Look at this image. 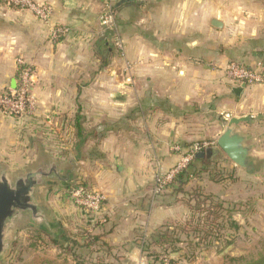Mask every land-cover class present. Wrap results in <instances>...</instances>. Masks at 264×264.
I'll use <instances>...</instances> for the list:
<instances>
[{
    "label": "crops",
    "instance_id": "crops-1",
    "mask_svg": "<svg viewBox=\"0 0 264 264\" xmlns=\"http://www.w3.org/2000/svg\"><path fill=\"white\" fill-rule=\"evenodd\" d=\"M33 1L51 8L48 22L0 0V91L15 87L20 59L33 69L34 103L28 117L0 112V161L22 168L36 161L28 156L35 145L39 157L54 151L38 164H54L45 180L59 181L57 189H36L45 232L58 225L56 235L102 234L105 245L90 246L74 263L139 264L141 239L165 223L185 224L188 207L170 189L153 197L154 178L179 162L174 146L216 147L232 118L248 119L234 132L246 137L249 167L219 153L206 159L228 178L216 183L201 173L186 190L240 204L231 215L237 225L241 214L257 212L245 206L264 198L257 193L264 184V85L234 86L224 70L231 62L264 65V0H116L122 52L99 24L101 0ZM54 26L69 29L57 44L49 41ZM70 186L103 194L104 224L72 202Z\"/></svg>",
    "mask_w": 264,
    "mask_h": 264
},
{
    "label": "trees",
    "instance_id": "trees-1",
    "mask_svg": "<svg viewBox=\"0 0 264 264\" xmlns=\"http://www.w3.org/2000/svg\"><path fill=\"white\" fill-rule=\"evenodd\" d=\"M104 63L105 62H103V65ZM75 129L79 133L76 124ZM198 154L194 156L186 169L175 177L168 188L175 202L180 201L188 207L190 218L185 224L165 223L150 236L141 239L139 246H141V251L146 256L158 259L160 256H171L185 250L184 255L180 257H183V259L188 262H192L197 257L195 251L198 247L205 246V248H210L216 243H222V239L225 237L223 232L229 230L238 231L239 226L231 219V215L240 211V204L226 203L213 196L203 195L198 189H193L192 191L186 190V186L191 179L197 178L201 173H208L210 179L216 183H223L228 178H225L223 172L217 169L216 164H212L206 158H197L196 156ZM77 187L70 186L68 189L72 188V190H75ZM97 226L100 225H96V227ZM43 236L41 232L38 233V239L43 240ZM101 237L102 234L82 232L79 236H72L73 240H71V236L65 233L60 235L54 234L53 238L50 239V245L59 247L60 242H63L67 243V247L71 244L74 252L78 250L86 252L90 246L98 243L101 244ZM78 239L82 240V242H79ZM226 244L231 245L232 241H228ZM101 245L103 246V244ZM181 245H185L186 249L180 248L179 246ZM103 247H105V245ZM104 249L107 252L110 250L107 247ZM72 256H76V253H73ZM177 259H172L171 264H177ZM229 261L233 264H264V243L255 256L250 258L242 256L230 258ZM26 264L70 263L67 259L34 256ZM75 264H84V262L77 260Z\"/></svg>",
    "mask_w": 264,
    "mask_h": 264
},
{
    "label": "built area",
    "instance_id": "built-area-1",
    "mask_svg": "<svg viewBox=\"0 0 264 264\" xmlns=\"http://www.w3.org/2000/svg\"><path fill=\"white\" fill-rule=\"evenodd\" d=\"M7 6L30 11L41 22L49 21L51 8L44 4H38L33 0H4ZM116 0H101V13L99 24L103 30L110 35V38L117 51H123L122 41L118 34L116 23ZM69 33L67 27H51L49 29V41L57 44L62 37ZM19 68L16 85L14 88H7L0 91V112L12 118L31 116L34 112V103L31 98V89L33 85V69L30 65L17 61ZM225 77L234 86H253L264 85V65L257 64L253 66H244L231 62L226 65L224 70ZM215 147L213 142H198L187 148L174 146L173 151L178 152L180 160L169 171L159 173L155 176L151 195L156 197L167 190L175 177L181 173L193 160L198 153L206 149ZM72 202L79 208L91 214L96 224H104L105 218L101 215L104 203V196L99 192H91L82 187L72 190ZM142 252V251H141ZM139 264H171L175 259L171 256L155 257L146 256L142 253ZM176 264V263H175Z\"/></svg>",
    "mask_w": 264,
    "mask_h": 264
},
{
    "label": "rangeland",
    "instance_id": "rangeland-1",
    "mask_svg": "<svg viewBox=\"0 0 264 264\" xmlns=\"http://www.w3.org/2000/svg\"><path fill=\"white\" fill-rule=\"evenodd\" d=\"M40 152L39 145H35L34 149L29 152L28 156L33 157V155H35L36 161L34 164H29L22 168H14L0 161V173L7 172L9 178L14 180V178L17 176H23L27 171L35 170L42 166L38 165L40 162L47 159L52 160L51 154L48 152L54 151H45V156L43 157L37 156L40 154ZM257 184H259V182ZM58 185L59 181L56 180V178H51L45 180L41 186H45L48 189L50 188L54 190L58 188ZM260 191L264 192V184H262L261 190H258L257 193ZM64 193L68 194L67 189H65ZM260 202L257 203L256 201L245 206L247 211L253 212L254 208H256L257 212L249 217H245L243 214H241V225H238V231L229 230L223 232L225 237L222 239V243H219L218 245L214 244L210 248H205V246L198 247L195 251L197 257L194 264H233L229 261L230 258H238L241 256L250 258L255 256L261 248V245L264 243V198L263 201ZM53 221L55 220L53 219ZM57 226L58 225H55V229L52 231V233L48 234L45 232V228L48 227V225H45L44 222L36 223L31 220L29 214H25L24 217L15 223L11 229L8 239V249L0 258V264H26L34 256H47L55 259H67L70 264H75V258H72L73 256L71 255L73 253L71 244L67 248L63 247V242H60L59 247H52L50 245V239H52L53 235H56V232H58L56 230ZM74 227L76 226L73 225L71 229ZM40 232L44 235L43 240L38 239V233ZM80 233L82 232H79V230L73 232L70 235L71 240H73V234L77 235ZM228 241H232V244L227 245L226 243ZM229 246H232V248L225 255H223V251H225ZM179 247L186 249L185 245H181ZM104 251L107 252L106 250ZM182 252L185 253V250ZM75 253H77L75 256L77 259L81 258L83 260V257L87 254L85 251L83 253L82 251H76ZM85 263L89 264V261L85 260ZM111 264L114 263L112 262Z\"/></svg>",
    "mask_w": 264,
    "mask_h": 264
},
{
    "label": "water",
    "instance_id": "water-1",
    "mask_svg": "<svg viewBox=\"0 0 264 264\" xmlns=\"http://www.w3.org/2000/svg\"><path fill=\"white\" fill-rule=\"evenodd\" d=\"M211 24L217 29L222 27L217 20H212ZM234 92L237 94L238 90ZM247 120L246 117L230 119L223 134L217 139L216 147L208 148L196 157L210 160L223 153L236 167L247 169L249 149L245 145L246 137L234 132V126ZM55 169L54 164L48 163L27 171L25 175L17 176L14 180L9 178L7 172L0 173V258L8 249L11 229L25 214H29L31 220L36 223H46L45 215L36 203L35 193L37 187L41 186L45 178L50 177ZM231 248L232 246H229L222 254L225 255ZM183 255V252H179L172 257L176 259Z\"/></svg>",
    "mask_w": 264,
    "mask_h": 264
}]
</instances>
